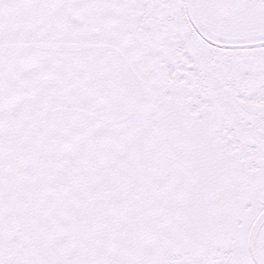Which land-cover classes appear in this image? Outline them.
I'll list each match as a JSON object with an SVG mask.
<instances>
[{"label": "snow or ice", "instance_id": "6c2138e0", "mask_svg": "<svg viewBox=\"0 0 264 264\" xmlns=\"http://www.w3.org/2000/svg\"><path fill=\"white\" fill-rule=\"evenodd\" d=\"M0 264H264V0H0Z\"/></svg>", "mask_w": 264, "mask_h": 264}]
</instances>
